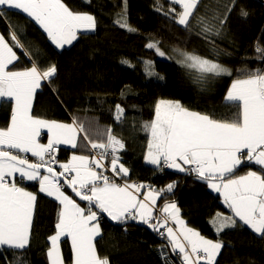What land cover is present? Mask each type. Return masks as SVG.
<instances>
[{
    "label": "snow or ice",
    "instance_id": "1",
    "mask_svg": "<svg viewBox=\"0 0 264 264\" xmlns=\"http://www.w3.org/2000/svg\"><path fill=\"white\" fill-rule=\"evenodd\" d=\"M202 4L203 0H155L154 10L176 26L178 32H186L189 38L195 35L215 52L219 47L217 41L227 36L231 15L235 12L246 21L250 12L241 0H215V7L204 4L205 11L201 13ZM126 13L127 0H123L114 23L129 32L137 31L127 23ZM20 14H24L25 27L34 22L57 49L71 45L79 34L92 33L97 28L94 15L73 11L63 0H0V21L7 23L9 31L7 39L0 33V101L11 107L7 127L0 128L3 264H30L27 252L37 195L22 186L24 181L37 182L39 191L60 205L55 233L48 237V264H65L60 246L62 237L71 243V264H110L107 256L98 253L95 243L102 237L104 216L121 225L125 232L129 222H136L166 240V244L160 245L162 264H176L177 259L180 264H219L218 257L225 248L221 233L237 227L246 226L256 237L264 239V67L252 69L242 64L234 73L218 59L200 56L178 45L168 54L161 49L159 40L146 43L158 56L174 59L201 91L212 78L235 75L224 96V106L230 109L226 116L218 119L214 114L193 111L179 100L159 99L153 118L141 125L147 133L143 157L146 164L154 166L155 172L171 169L206 183L230 210L231 215L217 212L210 218L217 238L208 239L186 225L174 200L164 204L163 218L154 214L157 200L174 195L178 181L158 190L129 182L130 169L120 155L126 144L115 131L126 117L121 104L115 105V124L105 129L98 126L93 129L90 124L86 127L76 117L71 123H62L33 114L34 98L45 86L57 101L63 104V100L55 83L57 66H42L39 48L26 47L11 23L10 16ZM16 48L30 63L23 70H14L20 59ZM255 53L256 60L264 64V44L260 39ZM121 64L135 67L128 59H121ZM142 66L150 82L164 86L166 76L156 71L153 61L144 60ZM42 129L47 132L46 144L39 139ZM60 145L83 149V153L73 154L66 163H60L53 155ZM28 153L34 161L27 157ZM57 164L58 169L54 167ZM245 164L257 165L260 171L249 170L236 176V171ZM66 188L75 195L68 194ZM143 188L148 191L141 192ZM75 197L87 206H81ZM169 221L175 227L169 226Z\"/></svg>",
    "mask_w": 264,
    "mask_h": 264
},
{
    "label": "trees",
    "instance_id": "2",
    "mask_svg": "<svg viewBox=\"0 0 264 264\" xmlns=\"http://www.w3.org/2000/svg\"><path fill=\"white\" fill-rule=\"evenodd\" d=\"M63 2L73 11L94 15L97 28L92 33L79 34L77 40L62 49L55 48L34 23L25 27L24 15L10 16L12 25L16 26V31L26 47L39 48L41 65L55 64L58 70L55 83L59 87L63 104L45 86L37 91L33 114L58 122L71 121L76 117L86 127L90 124L93 129L97 126L105 129L106 126L115 124V105L121 104L126 110V117L115 131L126 144L125 150L120 153L122 162L128 168H138L141 174L137 178L147 181L148 185L157 190L165 187L168 181H178L174 195L167 196H171V201L176 202L188 227L199 231L208 239L215 240L217 236L209 222L210 218L215 217L217 212L230 214L220 206L219 198L205 188L206 183L196 181L192 176L168 170L149 179L148 172L140 167L144 164L143 157L147 150V133L142 130L141 125L153 118L154 105L159 99L179 100L193 111L214 114L218 119L226 116L230 109L224 106V96L235 75L212 78L201 91L185 75V69L173 62L159 60L155 50L148 49L146 43L159 40L160 47L165 52H171L178 45L200 56L218 59L232 68L234 73L242 64H247L252 69L264 67L255 58L257 40L260 39V43L264 44V39H261V34L264 33V1L241 0L250 16L245 21L235 12L231 15L227 36L217 41L219 47L215 52L211 45L195 35L189 38L186 32H178L176 26L169 24L154 10V0H127L126 20L137 29L135 32H129L114 23L117 13L123 8V0ZM204 4L215 7V0H203L201 13L205 11ZM0 33L6 39L9 36L5 21H0ZM15 51L20 59L15 63L14 70H23L30 66L21 50L16 48ZM121 59L130 60L135 67L121 64ZM144 60L153 61L156 71L166 76L163 87H157L145 75L142 66ZM122 92L125 93L124 96L121 95ZM9 115L10 105L3 103L0 108V128L7 126ZM58 149L56 158L60 163H66L71 153L75 152L64 147ZM54 167L58 169L59 164ZM249 170L260 171L257 165L245 164L235 175ZM149 181L153 183L149 184ZM25 188L37 193V183H27ZM66 191L71 195L67 189ZM36 207L27 257L30 264H48L47 239L55 232L58 205L38 196ZM101 227L102 237H98L95 243L98 253L107 256L110 264H162L160 245L167 241L162 240L157 233H150L133 224L128 225L125 232L122 227L112 226L104 220ZM221 238L225 248L218 257L219 264H264V239L256 237L246 226L225 230L221 233ZM60 246L65 264H71L72 253L68 240H62ZM0 264L3 262L0 261ZM176 264H180L178 259Z\"/></svg>",
    "mask_w": 264,
    "mask_h": 264
},
{
    "label": "crops",
    "instance_id": "3",
    "mask_svg": "<svg viewBox=\"0 0 264 264\" xmlns=\"http://www.w3.org/2000/svg\"><path fill=\"white\" fill-rule=\"evenodd\" d=\"M22 15H24V14H22ZM34 23V22H33ZM70 45H65L64 47H69ZM63 47V48H64ZM15 50V49H14ZM40 90V89H39ZM38 90V91H39ZM3 103H6L5 101H0V108H1V105L3 104ZM33 108H34V101H33ZM10 113H11V107H10ZM9 121H10V115H9V118H8V123H9ZM72 122V120L71 121H66V122H62V123H71ZM8 123H7V125H8ZM7 127V126H6ZM5 128V127H4ZM40 142H42V143H47V132H46V130H41V136H40ZM61 147H64V148H68V149H71V150H74L75 152H72L71 153V155H70V157H69V159L71 158V156L73 155V154H77V155H79V154H82L83 153V149H80V150H78V149H72V148H70L69 146H66V145H60V146H58V148H61ZM59 150V149H58ZM57 150V151H58ZM78 152V153H77ZM54 154H56V153H54ZM27 155V157L30 159V160H32V161H34L35 160V158L34 157H31V154L30 153H28V154H26ZM141 168H143V171L145 172V171H147L148 172V174L149 175H152V176H155L156 174L158 175H161L160 173L161 172H155L154 171V166H152V165H148V164H146L145 162H144V164L142 165V166H140ZM130 169V177H129V182H136V183H141V184H145V185H148V182L147 181H141V180H139L137 177H138V175H140L141 174V172H140V170L137 168H129ZM168 170H171V169H165L164 171H168ZM173 171V170H172ZM140 172V173H139ZM248 172V171H247ZM246 172V173H247ZM164 172H162V174H163ZM246 173H244V174H238V175H236V176H241V175H245ZM108 175H111V172H108L107 173ZM170 181H168V183H169ZM27 183H37V182H32V181H24L23 182V187L25 188V185L27 184ZM121 183H123V181H121ZM167 185V184H166ZM205 188H207V190H209L210 192H212L215 196H217L218 198H219V203H220V206L226 211V212H228L230 215H231V213H230V210L229 209H227L224 205H223V203H222V198L219 196V194L218 193H215V192H213L211 189H209L208 187H207V184L205 185ZM26 189V188H25ZM27 190V189H26ZM27 191H29V190H27ZM36 191H37V193H34V194H36L37 195V197L38 196H43V198L44 199H46V200H48L49 202H51V201H53L54 203H56L57 205H58V211H59V208H60V205L58 204V202L57 201H55L53 198H51V197H48V196H46L44 193H41L40 191H39V184L37 183V189H36ZM148 191V189L147 188H143V189H141V192H147ZM33 193V192H32ZM140 199H143V196H140L139 197ZM171 196H167V199H165V198H159L158 200H157V206H156V208H154V214L155 215H157V216H160L161 218H163V214H162V212H161V209L163 208V206H164V204L165 203H168L169 201H171ZM36 204H37V201H36ZM36 204H35V208H34V213H33V217H34V215H35V212H36V209H37V207H36ZM81 204V203H80ZM81 206H83V207H86L87 205L86 204H82ZM178 207V206H177ZM179 208V207H178ZM180 209V208H179ZM58 211H57V215H58ZM180 216H181V218H182V215H181V213H180ZM104 219V218H103ZM56 221H57V216H56ZM104 221H106L105 219H104ZM118 225V224H117ZM129 225H132V224H129ZM174 225V226H173ZM112 226H114V225H112ZM169 226H173V227H175V224L174 223H172L171 221H169ZM139 227V226H138ZM123 228V227H122ZM55 233V232H54ZM64 239H67V238H64V237H62L61 238V241L62 240H64ZM48 240V239H47ZM68 240V239H67ZM68 242H69V244H70V247H71V243H70V241L68 240ZM48 244H49V241H48ZM49 246H50V244H49ZM47 257V256H46ZM47 262H48V260H47Z\"/></svg>",
    "mask_w": 264,
    "mask_h": 264
},
{
    "label": "water",
    "instance_id": "4",
    "mask_svg": "<svg viewBox=\"0 0 264 264\" xmlns=\"http://www.w3.org/2000/svg\"><path fill=\"white\" fill-rule=\"evenodd\" d=\"M42 171H43V170H42ZM66 189H67V188H66ZM67 190L71 193L72 196L75 195L74 193L71 192V189H67ZM75 199H76L79 203H81V204H86V202H84V201H79V197H75ZM103 218H104V219L106 220V222H108L110 225H114V226H117V227H122L121 225H117L116 223H114V222L108 220V218H107L106 216H104ZM129 224H133V225H136V226H139V227H143V228H145L147 231H149L150 233H154V232H153L150 228H148L146 225L137 224L136 222H129ZM129 224H128V225H129Z\"/></svg>",
    "mask_w": 264,
    "mask_h": 264
},
{
    "label": "rangeland",
    "instance_id": "5",
    "mask_svg": "<svg viewBox=\"0 0 264 264\" xmlns=\"http://www.w3.org/2000/svg\"><path fill=\"white\" fill-rule=\"evenodd\" d=\"M264 1V0H263ZM154 3H155V0H154ZM166 10V9H165ZM162 49V48H161ZM162 50H164V49H162ZM165 51V50H164ZM166 53H168V54H171V52H166ZM157 58L159 59V60H163V61H170V62H173L174 64H176V65H178L176 62H175V60L173 59V60H169V59H166V58H163V57H160V56H158L157 55ZM179 66V65H178ZM148 177H149V179L150 178H152L153 176L152 175H148ZM150 183H153V182H151V181H149V184ZM152 188H154L155 189V187L154 186H152V185H150ZM33 224V223H32ZM31 235H32V228H31Z\"/></svg>",
    "mask_w": 264,
    "mask_h": 264
},
{
    "label": "built area",
    "instance_id": "6",
    "mask_svg": "<svg viewBox=\"0 0 264 264\" xmlns=\"http://www.w3.org/2000/svg\"><path fill=\"white\" fill-rule=\"evenodd\" d=\"M54 156H56V154H53Z\"/></svg>",
    "mask_w": 264,
    "mask_h": 264
},
{
    "label": "clouds",
    "instance_id": "7",
    "mask_svg": "<svg viewBox=\"0 0 264 264\" xmlns=\"http://www.w3.org/2000/svg\"><path fill=\"white\" fill-rule=\"evenodd\" d=\"M104 219H102V221H103ZM102 221H101V223H102Z\"/></svg>",
    "mask_w": 264,
    "mask_h": 264
}]
</instances>
